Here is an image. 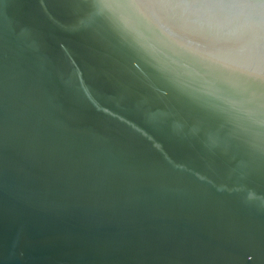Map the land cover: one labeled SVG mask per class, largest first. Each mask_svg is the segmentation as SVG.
<instances>
[{"label": "water", "instance_id": "obj_1", "mask_svg": "<svg viewBox=\"0 0 264 264\" xmlns=\"http://www.w3.org/2000/svg\"><path fill=\"white\" fill-rule=\"evenodd\" d=\"M0 264H264V0H0Z\"/></svg>", "mask_w": 264, "mask_h": 264}]
</instances>
